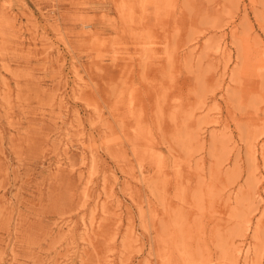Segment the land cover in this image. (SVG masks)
Instances as JSON below:
<instances>
[{"label": "rangeland", "instance_id": "obj_1", "mask_svg": "<svg viewBox=\"0 0 264 264\" xmlns=\"http://www.w3.org/2000/svg\"><path fill=\"white\" fill-rule=\"evenodd\" d=\"M118 2L0 0V264H264V0Z\"/></svg>", "mask_w": 264, "mask_h": 264}, {"label": "bare ground", "instance_id": "obj_2", "mask_svg": "<svg viewBox=\"0 0 264 264\" xmlns=\"http://www.w3.org/2000/svg\"><path fill=\"white\" fill-rule=\"evenodd\" d=\"M139 1V0H138ZM119 2H120V0H119ZM118 2V3H119ZM123 2V1H122ZM144 3V2H143ZM134 4H136L135 2H134ZM139 5H140V3H139ZM116 6V5H115ZM169 6V5H168ZM119 7V6H118ZM122 7H124V6H122ZM138 7V6H137ZM160 7V6H159ZM128 8V7H127ZM140 8V7H139ZM131 9V8H130ZM138 9V8H137ZM143 9V8H142ZM154 9V8H153ZM164 10V9H163ZM132 11V10H131ZM134 11V10H133ZM145 11V10H144ZM154 11V10H153ZM141 12V11H140ZM146 12V11H145ZM155 12V11H154ZM157 12H158V10H157ZM159 12H161V11H159ZM147 13V12H146ZM162 13V12H161ZM165 13V12H164ZM141 14V13H140ZM156 14V13H155ZM1 15V14H0ZM133 15H134V13H133ZM159 15V14H158ZM164 15V14H163ZM130 16V15H129ZM136 16H138V15H136ZM156 16V15H155ZM165 16H167V15H165ZM133 17V16H132ZM141 17V16H140ZM141 19V18H140ZM132 20H133V18H132ZM14 21V20H13ZM133 24V23H132ZM89 32V31H88ZM10 36H12V35H10ZM14 36V35H13ZM15 37V36H14ZM98 44V43H97ZM102 44V43H101ZM101 46H103V45H101ZM66 47V46H65ZM98 47L100 48V44L98 45ZM241 47V46H240ZM225 48V47H224ZM228 49V48H227ZM221 51V50H220ZM219 51V52H220ZM225 55V54H224ZM112 56V55H111ZM110 56V57H111ZM100 61H102V60H100ZM110 61V60H109ZM101 64V63H100ZM74 72V71H73ZM75 73H77V71H75ZM74 73V74H75ZM77 76V75H76ZM80 76V75H79ZM81 78V77H80ZM5 79V78H4ZM73 79H76V78H73ZM77 80V79H76ZM64 81V80H63ZM5 82V81H4ZM77 82V81H76ZM2 85V84H1ZM82 85V84H81ZM75 86H77V85H75ZM5 89H6V87H5ZM78 89V88H77ZM77 91H79V90H77ZM80 92V91H79ZM131 94H132V92H130ZM78 96H79V94H77ZM130 96L131 95H129V98H130ZM63 97V96H62ZM63 99V98H62ZM61 99V100H62ZM129 100V99H128ZM130 101V100H129ZM131 101H133V100H131ZM65 103V102H64ZM132 104H133V102H131ZM85 104H87V103H85ZM131 104V105H132ZM89 105V104H88ZM84 106V105H83ZM87 106V105H86ZM131 107V106H130ZM64 108H65V106H64ZM74 108V107H73ZM66 109V108H65ZM89 109H91V108H89ZM74 110V109H73ZM76 110V109H75ZM92 110V109H91ZM77 111V110H76ZM94 111V110H93ZM75 113V112H74ZM78 116V115H77ZM93 116V115H92ZM73 120V119H72ZM63 121H65V120H63ZM69 121V120H68ZM78 121V120H77ZM65 123V122H64ZM75 123H77V122H75ZM62 124V123H61ZM73 124V123H72ZM69 125V124H68ZM76 125H78V124H76ZM70 126V125H69ZM102 126V125H101ZM104 126H106V124L104 125ZM78 127V126H77ZM71 128V127H70ZM64 129V128H63ZM65 130V129H64ZM63 130V131H64ZM68 130V129H67ZM71 130V129H70ZM80 130V129H79ZM82 130V129H81ZM102 130V129H101ZM109 130V129H108ZM106 131V130H105ZM83 132V131H82ZM104 133V132H103ZM147 133V135L146 136H149V134H148V132H145V134ZM104 134H106V133H104ZM144 134V133H143ZM82 136V135H81ZM137 136V135H136ZM144 136V135H143ZM142 136V137H143ZM66 137V136H65ZM64 137V139H66ZM139 137H140V133H139ZM100 138V137H99ZM102 138V137H101ZM81 139V138H80ZM104 140V139H103ZM143 140H145V138L143 139ZM87 141H88V139H87ZM147 141V140H146ZM89 142V141H88ZM96 142V141H95ZM61 143V142H60ZM77 143V142H76ZM150 143H151V141H150ZM63 144H64V142H63ZM89 144V143H88ZM60 146V145H59ZM88 146V145H87ZM103 146V145H102ZM71 147V146H70ZM90 148H91V146H90ZM5 149V148H4ZM106 149V148H105ZM61 150H62V147H61ZM87 151V150H86ZM108 151V150H107ZM62 152V151H61ZM88 152V151H87ZM92 155V154H91ZM90 155V156H91ZM56 157H59V156H56ZM114 158V157H113ZM56 159V158H55ZM99 161V160H98ZM125 162V161H124ZM96 163H97V161H96ZM68 164V163H67ZM55 165V164H54ZM66 165V164H65ZM138 165V164H137ZM120 167V166H119ZM122 167V166H121ZM140 167V166H139ZM150 167V166H149ZM152 167H155V166H152ZM156 168V167H155ZM159 168V167H158ZM91 169V168H90ZM88 170V169H87ZM103 172V171H102ZM135 173V172H134ZM102 174V173H101ZM104 174V173H103ZM108 174V173H107ZM112 174V173H111ZM131 175H132V173H130ZM109 176V175H108ZM90 178V177H89ZM105 178H106V174H105ZM131 179V178H130ZM89 181H91V180H89ZM89 181H88V183H89ZM100 181H101V179H100ZM112 181V180H111ZM86 182V181H85ZM87 183V182H86ZM85 183V184H86ZM112 183V182H111ZM91 184V183H90ZM106 184H107V182H106ZM115 185V184H114ZM89 186V185H88ZM102 186V185H101ZM100 186V187H101ZM109 186V185H108ZM83 187V186H82ZM124 187V186H123ZM88 188V187H87ZM113 188V187H112ZM112 188H110L111 190H112ZM91 190V189H90ZM125 190V189H124ZM130 190V189H129ZM82 191V190H81ZM94 192V191H93ZM112 192V191H111ZM88 193V192H87ZM95 193V192H94ZM97 193V192H96ZM125 193V192H124ZM82 195V194H81ZM89 195H90V193H89ZM88 195V196H89ZM92 195V194H91ZM96 196V195H95ZM106 196V195H105ZM101 197V196H100ZM89 198V197H88ZM112 198V197H111ZM84 199V198H83ZM96 199V198H95ZM91 200V199H90ZM90 200H89V202H90ZM109 201H110V199H109ZM86 202H88V201H86ZM106 203H108V202H106ZM93 206V205H92ZM92 209V208H91ZM95 209V208H94ZM2 211V210H1ZM94 211V210H93ZM84 218V217H83ZM82 221V220H81ZM80 222V221H79ZM89 224H90V222H89ZM64 225V224H63ZM74 225V224H73ZM84 226H85V224H84ZM92 226V225H91ZM83 229V228H82ZM67 230V229H66ZM70 230V229H69ZM86 231V230H85ZM67 232V231H66ZM85 233V232H84ZM83 233V234H84ZM65 234V233H64ZM67 234V233H66ZM66 236V235H65ZM64 236V237H65ZM85 237H87L86 235H85ZM64 239V238H63ZM61 241V240H60ZM59 241V242H60ZM89 242V241H88ZM88 245H89V243H88ZM64 246V245H63ZM66 246V245H65ZM90 246V245H89ZM68 248H69V246H68ZM71 248V247H70ZM87 248V247H86ZM91 249V248H90ZM58 250V249H57ZM60 250V249H59ZM64 250H65V248H64ZM70 251V250H69ZM71 251H73V250H71ZM70 251V252H71ZM82 255H84L83 253H82ZM70 256H71V254H70ZM65 257V256H64ZM87 257V256H86ZM89 257H91V256H89ZM99 257V256H98ZM95 258H97V257H95ZM95 258H94V261H95ZM100 258V257H99ZM98 258V259H99ZM68 259V258H67ZM100 260V259H99ZM65 261V260H64ZM88 261V260H87ZM94 261H92V262H94ZM48 262V261H47ZM69 262V261H68ZM85 262V261H84ZM100 261H98V263H99ZM87 263H89V262H87ZM97 263V262H96ZM85 264V263H84ZM91 264H93V263H91ZM100 264V263H99Z\"/></svg>", "mask_w": 264, "mask_h": 264}]
</instances>
